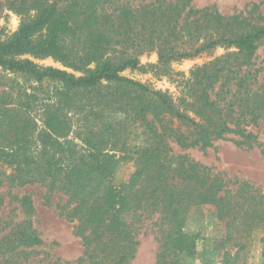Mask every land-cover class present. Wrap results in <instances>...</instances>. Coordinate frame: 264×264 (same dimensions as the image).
<instances>
[{
	"label": "trees",
	"instance_id": "16d2710c",
	"mask_svg": "<svg viewBox=\"0 0 264 264\" xmlns=\"http://www.w3.org/2000/svg\"><path fill=\"white\" fill-rule=\"evenodd\" d=\"M6 1L22 18L17 31L0 38V68L30 83L7 78L0 90V187L40 184L49 196H65L60 212L85 247L75 264H132L140 231L155 218L161 248L175 249L189 211L206 204L216 207L225 243L236 249L225 264L244 260L254 232L264 230V192L176 154L171 143L206 149L234 135L239 145L259 144L249 128L264 121V82L256 68L264 16L253 18L255 10L224 16L194 9L193 0L114 9L121 0ZM218 47L236 50L193 69L178 102L122 75L130 69L172 80L180 75L175 63ZM146 52L156 53L157 62L141 65ZM47 58L73 72L34 61ZM111 88L139 103L100 94ZM132 133L141 140L131 146ZM127 158L135 170L117 185ZM18 201L26 218L0 214V264H41L31 260L44 245L30 217L33 200ZM261 243L264 264V236Z\"/></svg>",
	"mask_w": 264,
	"mask_h": 264
},
{
	"label": "rangeland",
	"instance_id": "374dc122",
	"mask_svg": "<svg viewBox=\"0 0 264 264\" xmlns=\"http://www.w3.org/2000/svg\"><path fill=\"white\" fill-rule=\"evenodd\" d=\"M1 1L3 5L0 6V38H5L18 30L22 16L19 12L11 9L6 0ZM149 1L121 0L111 9L124 4L136 8L142 2ZM191 6L194 9L210 7L213 11L224 16L239 14L245 16L250 10H255L252 16L255 19L258 18V15L264 16V0H193ZM235 50V48L218 47L195 58L175 63L173 68L180 75L175 76L172 80L167 77L156 78L151 73L146 74L130 69L124 71L122 75L146 84L151 89L167 92L178 102L183 93H188L185 81L189 79L193 69ZM256 55V68L260 70L259 76L264 82V40L260 42ZM139 60L141 65L145 66L149 63H156L158 57L156 53L146 52L139 56ZM34 61L41 66H51L73 72L52 58ZM75 74L80 75L79 73ZM7 78H13L12 81L19 86H27L30 83L21 76H14L0 68V90L6 88L4 83ZM217 90L218 88L214 93ZM111 93L116 94L115 98L121 100L122 104L139 103L136 96L121 93L115 88L104 89L100 94L110 95ZM213 96L215 97V94ZM118 118L124 119V116L121 115ZM249 130L258 136L260 145H239L238 142L241 139L238 136L228 135L225 140L216 141L213 147L206 149L181 150L175 142L171 143V146L176 154L188 155L190 159L212 168L214 172L223 173L225 178L248 181L264 192V121H261L257 127H250ZM139 140L141 138L132 133L129 144L132 146ZM134 170L135 163L132 160L122 159L115 179L116 184L121 185L126 182ZM24 195H29L33 200L35 213L30 217L44 242L43 246L37 248L31 260L41 262V264L53 263L56 260L75 264L83 256L85 247L81 238L74 233V223L60 212L59 206L65 204V196L60 193L49 196L46 188L40 184L15 188L0 187V198L4 197V201H0L3 205L0 207V214L3 215V218L9 217L18 221L27 217L18 201V198L20 199ZM155 221L156 218L147 221L143 230L140 231L138 236L140 244L132 264H225V258L229 256L231 260L236 252V249L231 246L232 243H225L226 226L219 219L218 211L213 205L197 206L189 211L188 219L182 229L183 239H181L179 247L172 250L164 249L165 251H163L161 248L159 241L161 235L158 233V228L153 226ZM263 236V229L254 232L250 250L239 264H263L261 243ZM161 254L163 257L159 262Z\"/></svg>",
	"mask_w": 264,
	"mask_h": 264
}]
</instances>
